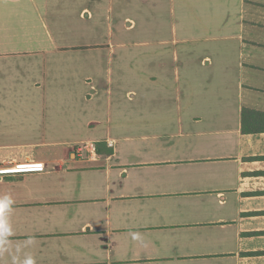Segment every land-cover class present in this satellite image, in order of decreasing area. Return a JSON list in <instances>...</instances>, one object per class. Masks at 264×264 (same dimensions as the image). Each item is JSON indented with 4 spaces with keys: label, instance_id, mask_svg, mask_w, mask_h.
Listing matches in <instances>:
<instances>
[{
    "label": "crops",
    "instance_id": "crops-1",
    "mask_svg": "<svg viewBox=\"0 0 264 264\" xmlns=\"http://www.w3.org/2000/svg\"><path fill=\"white\" fill-rule=\"evenodd\" d=\"M245 1L0 0V264H264Z\"/></svg>",
    "mask_w": 264,
    "mask_h": 264
},
{
    "label": "rangeland",
    "instance_id": "rangeland-1",
    "mask_svg": "<svg viewBox=\"0 0 264 264\" xmlns=\"http://www.w3.org/2000/svg\"><path fill=\"white\" fill-rule=\"evenodd\" d=\"M245 13V28H261V23H264L263 15H264V0H246L244 6ZM251 13L254 14L252 17ZM252 22L256 24H252ZM259 31L256 30V35Z\"/></svg>",
    "mask_w": 264,
    "mask_h": 264
},
{
    "label": "built area",
    "instance_id": "built-area-1",
    "mask_svg": "<svg viewBox=\"0 0 264 264\" xmlns=\"http://www.w3.org/2000/svg\"><path fill=\"white\" fill-rule=\"evenodd\" d=\"M75 153L78 157H81L85 154L93 155L94 154V144L92 142H85L82 144H79L75 148Z\"/></svg>",
    "mask_w": 264,
    "mask_h": 264
}]
</instances>
